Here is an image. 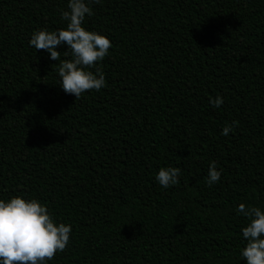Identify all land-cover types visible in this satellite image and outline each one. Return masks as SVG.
<instances>
[{
	"label": "trees",
	"instance_id": "obj_1",
	"mask_svg": "<svg viewBox=\"0 0 264 264\" xmlns=\"http://www.w3.org/2000/svg\"><path fill=\"white\" fill-rule=\"evenodd\" d=\"M67 3L0 0V199L72 225L48 264H245L235 209H264V0L91 3L83 26L111 47L89 70L106 86L78 98L28 44L66 27ZM162 166L178 184L158 185Z\"/></svg>",
	"mask_w": 264,
	"mask_h": 264
},
{
	"label": "clouds",
	"instance_id": "obj_2",
	"mask_svg": "<svg viewBox=\"0 0 264 264\" xmlns=\"http://www.w3.org/2000/svg\"><path fill=\"white\" fill-rule=\"evenodd\" d=\"M91 3L99 0H68L67 10L60 13L66 27L56 30L47 28L32 32L28 44L36 50L43 49L50 60L59 61L56 73L59 86L66 93L80 97L86 90L99 91L106 86L105 76L99 68L89 69L108 55L110 40L103 34L83 26L85 16H91ZM58 45H65V55L60 59ZM224 99L217 95L209 103L217 108ZM237 121L226 124L221 134L227 136ZM222 169L215 161L208 166L207 184L218 182ZM178 167L162 166L155 174V181L164 189L179 183ZM236 212L246 220L241 228L244 246L240 257L245 264H264V209L240 203ZM72 225L58 221L44 203L35 198L13 196L0 199V264H48L54 254L62 252L69 243Z\"/></svg>",
	"mask_w": 264,
	"mask_h": 264
}]
</instances>
